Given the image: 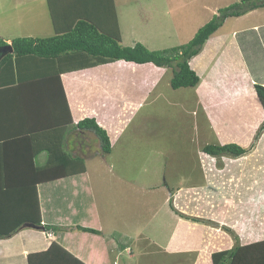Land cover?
Wrapping results in <instances>:
<instances>
[{"label":"crops","instance_id":"1","mask_svg":"<svg viewBox=\"0 0 264 264\" xmlns=\"http://www.w3.org/2000/svg\"><path fill=\"white\" fill-rule=\"evenodd\" d=\"M4 1L10 9L8 12L11 22L8 26L11 27V32L0 36L8 44L15 37L53 35L55 30L51 7L55 9L57 23L63 24L71 21L73 8L95 5L94 0H89L88 4L83 0ZM165 3L167 4L165 10L169 14V1L166 0ZM114 5L120 30V43L133 45L135 42H142L148 47L145 39L149 37L139 35L134 27L125 29L126 31L123 29L116 0ZM143 6L144 9L152 7ZM259 11H262L261 14ZM236 18L245 20V23L231 22L224 26L227 21L225 19L219 30L217 29L206 40L201 51L190 60V66L202 79L198 86L193 88L196 102L201 99L205 102L212 100L215 105L213 103L210 105L219 108L221 112H226L231 106L236 116L240 117L244 111L247 118V124L235 127L241 129L237 133L233 132L234 128L223 125L224 131L221 132L225 137L220 139L221 144L233 142L249 148L250 136H254L256 129L264 120V110L254 87L255 84L264 86V7ZM223 26L224 30L227 27H231V30L223 32L221 31ZM19 62L21 78L7 84L2 79L5 85L0 87L1 177L7 182L21 181L19 174L26 175L31 165H42L47 160V150L31 157L33 153L29 150L30 138H24L23 134L28 135L34 130H41L40 136L35 135L34 138V141H38L36 150L40 147L46 149L47 142L50 144L54 137L69 136L72 140L67 143L65 149L69 151L68 153L84 159L86 171L37 184L41 215L48 213L53 216L58 212L57 218L56 216L54 218L66 228L63 246L86 264H108L111 256L113 264H116L115 261L118 263L122 252L132 257V248L127 242L131 237L130 231L121 227L126 212L111 209L110 202L103 201V193L97 192L94 187V175L105 170L110 171L113 163H108L106 159L94 160L91 170L90 161L97 152L93 150V154L91 146L83 142L86 141L88 131H78L79 133L75 131L74 135L73 132L68 133L73 129V125H66V122L72 119L73 123H77L85 117H94L108 133L111 151L107 154L111 155L114 142H119L124 133V130L119 128L123 121L120 119H126L135 103L142 102L153 92L152 89L158 85L159 78L167 74L169 68L158 67L151 62L139 64L120 59L63 72L59 75L58 82L53 72L54 64L50 60L29 56ZM2 76L4 77L3 74ZM128 76L137 80L131 92ZM204 104L207 106L208 103ZM216 117H219V113ZM20 122L21 128L18 127ZM211 123L213 125V121ZM214 125L217 124L214 122ZM20 134L23 136L21 141L3 148L1 141L4 138ZM78 134L79 137L75 138ZM80 136L84 139L82 142L79 140ZM261 137L259 143L240 157L222 156L217 159L201 150L198 155L200 167L195 170L202 174V181L198 185L194 183L174 187L166 185L164 202L169 195L172 201L171 212L165 223H161V230L157 231L165 236V240L158 243L154 237L142 235V240L150 246L148 249L140 250L143 258L136 264H144V259L156 252L164 254L161 262L170 255L174 257L173 264H212L213 252L234 246L232 233L237 236L239 245L264 240V132ZM207 156L214 164L207 163ZM55 163L59 171L61 167L62 171L72 168L69 163L65 166L63 160H55ZM129 182L135 190L143 188L136 185V179ZM210 182H213L214 186H209ZM143 189L151 191L147 186ZM197 194L199 199L197 205L192 201L193 213H187L185 211L188 208L187 203ZM243 194L246 196H242ZM46 203L47 205L53 203L51 207L49 206L50 210L45 206ZM81 208H85L82 220L76 214ZM76 223L94 228L98 233L80 230L82 234V236L78 234L80 239L71 242V238H66L65 235L72 231L76 233ZM41 231L40 228L26 223L10 237L0 238V264H28L29 254L46 250L51 241L56 240V234L53 232L54 239H50ZM157 257L153 256L155 260ZM153 263L149 258L146 264Z\"/></svg>","mask_w":264,"mask_h":264},{"label":"rangeland","instance_id":"2","mask_svg":"<svg viewBox=\"0 0 264 264\" xmlns=\"http://www.w3.org/2000/svg\"><path fill=\"white\" fill-rule=\"evenodd\" d=\"M165 1L116 0V8L123 29L134 27L139 35L149 37L145 41L148 45L147 48L152 50L186 43L200 26L217 14L219 9L240 0H167L170 7L169 14L165 10L167 5ZM171 1L172 4H170ZM0 3H2L0 5V34L6 35L11 32V27L8 26L11 22L8 12L10 9L6 1L0 0ZM143 5L152 7L144 9ZM261 12L259 11L260 14ZM150 16L152 17L150 18ZM231 22L243 24L245 20L230 17L224 26ZM224 26L221 31L231 30V27L224 30ZM170 70L169 68L167 74L159 78L158 85L152 89L153 92L147 95L148 97H145L140 103H135L126 119H120L123 121L119 124V128L123 129L124 133L119 142H114L111 155L102 152L100 139L92 131L87 130L86 141H83L82 136L79 138L81 142L90 145L92 151L96 150L97 152L94 154V151H91L94 154L90 161L91 170L94 160L106 159L108 163H113L110 171L105 170L94 175V187L97 192L103 193V201L110 202L111 209L121 210L122 213L126 212L121 227L130 231L129 236L131 237L127 242L132 248L133 255L131 257L122 252L118 263L115 261L116 264H136L142 261L143 255L140 254V250L148 249L150 246L149 243L142 240V235L152 236L158 240V243L165 240V236L163 237V234L157 233V231L161 230V223H165L171 212L172 201L169 195L164 202L165 192H167L166 185L169 187L181 184L186 186L191 183L198 185L202 181V174L195 168L200 167L198 155L202 146L208 143L221 144L220 139L225 137L221 132L224 131L223 125L231 129L234 128L233 132L237 133L241 129L235 128L236 126L247 124L244 111L241 115L239 114V117L232 112V108L229 106L223 113L219 108L210 105L213 103L212 100L205 102L201 99L196 102L192 87L173 89L170 86L172 77V70ZM128 77L130 79L128 82L129 92H131L137 80L131 76ZM201 80L200 77V82ZM204 103H208L207 106ZM213 104L215 105V103ZM218 113L219 117H216ZM211 121H213V125ZM214 122L217 124L216 126ZM84 130L73 127L68 133L73 132L74 135L75 131L79 133L78 131ZM79 135L75 138H78ZM261 135L256 143L262 140ZM249 139L251 144L254 143L253 135ZM71 140L72 138L65 135L63 138L64 147ZM95 143L98 146H95ZM203 161L204 159L201 160V162ZM206 161L209 165L214 164V161L208 156ZM206 169L208 170V166ZM131 179H136V185L143 188L147 186L151 188V191H146L143 188L133 189L129 182ZM209 186H214V183L210 182ZM208 191L212 194L211 190L208 189ZM242 196H246V194ZM198 200V194L193 196V199L187 203L188 208L185 211L193 213L192 201H195L197 205ZM130 211L136 214H132ZM63 230L65 231L66 228L63 227ZM48 231L42 230L41 232L45 233L48 238L54 239L49 237ZM78 234L82 236L80 230H76V233L72 231L65 236L66 238L70 237V241L74 242L80 239ZM41 240L46 243L42 237ZM126 249L130 250L128 247ZM153 256H158L157 260ZM112 257L108 264H113ZM149 258L152 259L153 264H173L174 257L169 255L161 262L164 254L160 255L159 252H156L149 255ZM149 258H145L143 263L149 262Z\"/></svg>","mask_w":264,"mask_h":264},{"label":"trees","instance_id":"3","mask_svg":"<svg viewBox=\"0 0 264 264\" xmlns=\"http://www.w3.org/2000/svg\"><path fill=\"white\" fill-rule=\"evenodd\" d=\"M88 4L89 0H83ZM95 5L80 6L73 8L70 22L57 23L54 13L55 9L50 8L55 33L47 37H15L11 40L10 46L13 51L7 53L0 59V87L3 82L13 83L21 78L20 62L22 58L34 56L44 60H50L54 64L53 72L56 80L60 82L59 75L63 72L84 69L116 60H125L135 63L151 62L158 67H166L172 70L170 86L173 89L180 87H197L200 83V76L190 66V60L202 49L206 40L224 23L229 17H239L252 10L264 7V0H240L223 7L214 14L205 24L200 26L193 37L186 43L172 46L165 49H149L141 42L133 45H122L120 43V30L117 21V13L114 0H94ZM61 25V27H60ZM8 43L0 36V47ZM4 75V77L2 76ZM255 91L258 100L264 110V86L255 84ZM64 98V94H63ZM65 106H67L64 98ZM69 114L68 108L66 109ZM12 114V113H11ZM19 123V121H18ZM66 125H73L77 129L92 131L99 139L103 153L111 151V143L107 131L98 124L94 117H85L77 123L72 119ZM18 127H22L20 122ZM41 130H34L30 134H23L24 138H30L29 150L36 156L43 150H47L48 158L42 165H36L27 169L26 175L19 174L21 181L7 182L0 175V238L13 235L23 224L28 223L33 227L56 234V240L51 241L48 248L41 252L28 255V264H86L69 252L62 244L64 230L61 222L50 214H42L38 199L37 184L53 181L58 178L81 174L86 171L84 159L81 156H74L66 151L63 138L54 137L47 148L35 149L38 141H34L35 135L40 136ZM264 131V120L258 126L254 135V143ZM23 136L12 135L2 140L3 148H7L16 141H21ZM50 138V136H47ZM53 138V137H52ZM50 140V139H48ZM34 141V142H33ZM56 142L58 143L56 145ZM249 148L229 142L224 144L208 143L202 147L204 153L220 159L222 156L240 157ZM55 160H63V164H71L72 168L66 171H59ZM21 171H23L22 167ZM31 170V171H29ZM33 172V173H32ZM31 174V177H30ZM79 202V201H78ZM53 203L45 206L51 207ZM50 210V209H49ZM85 208L78 209L80 220L85 216ZM84 215V216H83ZM77 230L98 233L91 227L82 226L76 223ZM54 234V235H55ZM234 246L230 249L213 252L211 254L212 264H264V240L239 245L237 236L232 233Z\"/></svg>","mask_w":264,"mask_h":264},{"label":"water","instance_id":"4","mask_svg":"<svg viewBox=\"0 0 264 264\" xmlns=\"http://www.w3.org/2000/svg\"><path fill=\"white\" fill-rule=\"evenodd\" d=\"M13 51L12 47L10 44L4 45L0 47V59L5 56L7 53H11ZM32 226L31 224H29ZM33 227V226H32Z\"/></svg>","mask_w":264,"mask_h":264},{"label":"clouds","instance_id":"5","mask_svg":"<svg viewBox=\"0 0 264 264\" xmlns=\"http://www.w3.org/2000/svg\"><path fill=\"white\" fill-rule=\"evenodd\" d=\"M49 233H50V234L52 235V237L54 238L53 234H52L51 232H48V234H49Z\"/></svg>","mask_w":264,"mask_h":264},{"label":"built area","instance_id":"6","mask_svg":"<svg viewBox=\"0 0 264 264\" xmlns=\"http://www.w3.org/2000/svg\"><path fill=\"white\" fill-rule=\"evenodd\" d=\"M49 237H52V235L49 233Z\"/></svg>","mask_w":264,"mask_h":264}]
</instances>
